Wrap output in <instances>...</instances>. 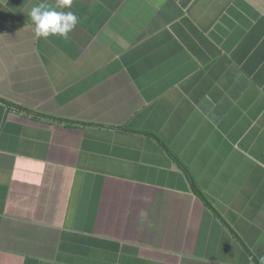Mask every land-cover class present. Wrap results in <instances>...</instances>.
Here are the masks:
<instances>
[{"label":"crops","instance_id":"obj_1","mask_svg":"<svg viewBox=\"0 0 264 264\" xmlns=\"http://www.w3.org/2000/svg\"><path fill=\"white\" fill-rule=\"evenodd\" d=\"M40 2L0 0V264H260L264 0Z\"/></svg>","mask_w":264,"mask_h":264},{"label":"clouds","instance_id":"obj_2","mask_svg":"<svg viewBox=\"0 0 264 264\" xmlns=\"http://www.w3.org/2000/svg\"><path fill=\"white\" fill-rule=\"evenodd\" d=\"M73 0H56L55 5L40 2L28 12V20L33 26V35L37 40L51 37L68 39L69 34L79 24V17L71 10ZM260 264H264V257Z\"/></svg>","mask_w":264,"mask_h":264}]
</instances>
